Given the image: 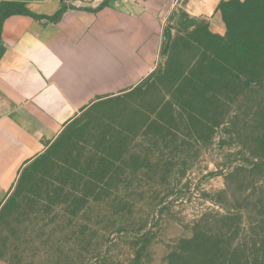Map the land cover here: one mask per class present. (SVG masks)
<instances>
[{
  "label": "rangeland",
  "instance_id": "rangeland-1",
  "mask_svg": "<svg viewBox=\"0 0 264 264\" xmlns=\"http://www.w3.org/2000/svg\"><path fill=\"white\" fill-rule=\"evenodd\" d=\"M217 8L179 0L154 73L24 169L0 264H264V0Z\"/></svg>",
  "mask_w": 264,
  "mask_h": 264
},
{
  "label": "crops",
  "instance_id": "crops-1",
  "mask_svg": "<svg viewBox=\"0 0 264 264\" xmlns=\"http://www.w3.org/2000/svg\"><path fill=\"white\" fill-rule=\"evenodd\" d=\"M220 0H189L224 34ZM179 0H0V209L84 111L156 70ZM24 6L28 13L11 11Z\"/></svg>",
  "mask_w": 264,
  "mask_h": 264
},
{
  "label": "trees",
  "instance_id": "trees-1",
  "mask_svg": "<svg viewBox=\"0 0 264 264\" xmlns=\"http://www.w3.org/2000/svg\"><path fill=\"white\" fill-rule=\"evenodd\" d=\"M11 11H20V12H24V13H28V11L26 10V8L22 5V6H17L16 8L12 9ZM229 23V22H228Z\"/></svg>",
  "mask_w": 264,
  "mask_h": 264
}]
</instances>
